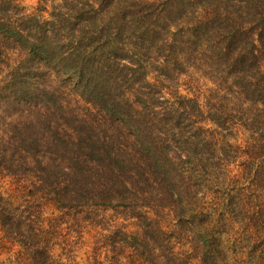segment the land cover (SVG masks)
<instances>
[{"label": "trees", "instance_id": "16d2710c", "mask_svg": "<svg viewBox=\"0 0 264 264\" xmlns=\"http://www.w3.org/2000/svg\"><path fill=\"white\" fill-rule=\"evenodd\" d=\"M43 1L39 0V11L46 8ZM58 1L49 19L36 14L23 24L10 21L7 25L3 11L16 3L0 0V32H8L28 54L12 73L22 85L15 89L24 88L23 97L33 95L26 86L27 76L53 70L71 79L85 101L122 125L140 154L145 153V157L131 151L108 154V165L124 176L120 186L127 197L142 182L154 189L153 182L157 186L161 179L167 186L172 183L168 191L173 186L177 191L189 190L192 184L187 186L186 178L193 180L200 174L191 166L198 158L187 160L188 165L178 161L199 156L201 185L207 192L197 195L206 262L264 264V0ZM65 27L68 32L62 31ZM27 60H34L37 69L22 70ZM41 67L45 70L40 71ZM196 73L213 87L204 90ZM183 84L186 89L181 88ZM42 90L48 107L53 93ZM199 97L210 100V105ZM3 130L0 172L5 167L16 171L28 157L19 161L14 153L31 150L30 145L11 151L5 146ZM48 130L54 135L53 127ZM191 142L199 145L197 151L179 152ZM50 144L54 145L45 142L46 150ZM68 150L71 146H58L56 152ZM39 164L40 174L49 166L56 174L72 176L70 166L61 161L47 165L42 156ZM87 175L86 170L79 173L82 178ZM39 177L56 194L54 199L59 198L67 208L76 207L68 183L48 174ZM7 187L0 183V243L6 249L21 246L25 255L17 264H84L66 249L56 253L55 223H27L17 213L19 203ZM119 190L108 182L98 194ZM32 193L23 195L25 203L30 196L33 202L38 200ZM123 237L128 236L124 233ZM95 260L88 257L86 263L100 264Z\"/></svg>", "mask_w": 264, "mask_h": 264}, {"label": "rangeland", "instance_id": "374dc122", "mask_svg": "<svg viewBox=\"0 0 264 264\" xmlns=\"http://www.w3.org/2000/svg\"><path fill=\"white\" fill-rule=\"evenodd\" d=\"M14 1L15 6L11 5L12 8L3 11L6 15L3 20L7 19V25L11 22L23 24L36 14L42 15V19H49L52 6L59 2L44 0L41 4L46 8L39 11V0ZM18 12L25 16L20 19L21 16L16 15ZM62 31L68 32V28ZM27 57L26 50L14 37L8 32H0V129H4L3 137L8 142L5 146H10L11 151L27 144L31 149L14 153L19 161L28 157L26 164L17 167L18 170L5 167L0 172L1 185L9 186L10 193L17 198V213L24 215L27 223L30 220L47 225L55 223V252L61 253L66 249L70 256L84 264L88 257L94 261L98 259L100 264H208L206 250L201 244L202 206L197 200V195L202 196V192L207 194L201 185L200 157L192 154L178 161L188 165L187 160L198 158L191 166L198 168L200 174L198 172L193 180L186 178L187 186L192 184L189 190L177 191L173 186V190L169 188L174 195L171 198L167 189L172 187V183L168 182L167 186L161 179L157 186L153 182L154 189L142 182L141 188L139 184L138 191L127 197L120 186L124 176L121 170L108 165V154L131 151L145 157V153L140 154L133 136L99 107L85 101L71 79H65L53 70L44 75L36 72L27 76L29 78L24 77L28 82L26 86L31 87L34 94L26 91L28 95L23 97L25 90L15 89L22 85L12 73ZM37 65L34 60H27L20 68L34 71ZM43 70L45 68L41 67L40 71ZM194 75L204 90L213 87L206 77L197 73ZM43 88L53 93L48 107L45 106ZM181 88L186 89L184 84ZM199 98L202 103L210 105V100ZM49 127H53L54 135L50 134ZM21 132L26 141H21ZM104 140L108 143H103ZM45 142L54 145L50 144L46 150ZM191 143L184 145L179 152L186 153L189 148L197 151L199 145ZM58 146L65 149L71 146V150L56 152ZM42 156H45L47 165L60 161L69 165L72 176L56 174L53 169L49 170V166L46 173L40 174L39 160ZM77 161L80 162L74 164ZM83 170L88 174L86 178L79 176ZM46 174L68 183L74 194L71 203L76 207L67 208L64 206L67 204L60 202L59 198H53L57 197L56 194L39 177ZM108 182L113 190L120 189V193L98 194ZM32 189L36 191L32 193ZM29 193L38 200L33 202L30 196L27 197L30 202L25 203L23 195ZM188 214L194 217H188ZM124 233L128 236L126 240ZM21 255H25V251L19 244L6 249L0 243V264H17Z\"/></svg>", "mask_w": 264, "mask_h": 264}]
</instances>
